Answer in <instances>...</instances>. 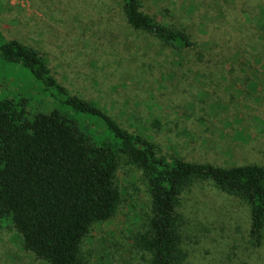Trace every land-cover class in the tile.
I'll use <instances>...</instances> for the list:
<instances>
[{
    "label": "rangeland",
    "instance_id": "374dc122",
    "mask_svg": "<svg viewBox=\"0 0 264 264\" xmlns=\"http://www.w3.org/2000/svg\"><path fill=\"white\" fill-rule=\"evenodd\" d=\"M142 9L184 28L194 45L176 48L133 28L120 0H0V27L45 51L71 91L143 134L159 155L264 165V0H142ZM33 80L27 69L0 63V89L8 84L10 97L30 99V114L60 106ZM78 118L103 134L94 117ZM117 180V213L93 225L82 253L90 264H149L135 245L152 216L148 179L124 164ZM179 211L182 264H264V242H251L249 206L213 181L184 191ZM8 223L0 231V264H48L25 250Z\"/></svg>",
    "mask_w": 264,
    "mask_h": 264
},
{
    "label": "trees",
    "instance_id": "16d2710c",
    "mask_svg": "<svg viewBox=\"0 0 264 264\" xmlns=\"http://www.w3.org/2000/svg\"><path fill=\"white\" fill-rule=\"evenodd\" d=\"M120 1L133 28L176 48L194 45L184 28L165 25L145 12L142 0ZM0 61L2 67L27 69L46 96L60 104L30 114V99L10 97L8 84H1L0 231L10 221L6 225L14 226L25 250L48 264H90L82 243L95 223L117 213L122 202L117 177L124 164L137 167L148 179L152 216L135 245L150 255L149 264L185 261L179 208L182 194L197 181L211 180L247 204L251 242L262 245L264 165L224 167L159 155L154 142L124 128L97 101L71 91L45 51L1 27ZM78 116L94 117L103 134L90 131V124Z\"/></svg>",
    "mask_w": 264,
    "mask_h": 264
}]
</instances>
